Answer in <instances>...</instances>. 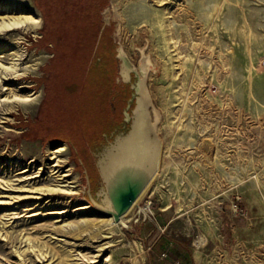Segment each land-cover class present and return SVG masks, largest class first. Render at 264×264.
Listing matches in <instances>:
<instances>
[{"label": "rangeland", "instance_id": "1", "mask_svg": "<svg viewBox=\"0 0 264 264\" xmlns=\"http://www.w3.org/2000/svg\"><path fill=\"white\" fill-rule=\"evenodd\" d=\"M159 4L110 0L101 13L116 43L115 83L122 89L138 80L135 71L128 81L119 74L120 45L136 67L148 56L153 65L147 85L161 119L158 170L119 224L109 220L95 192L99 144L104 133L121 126L126 104L96 143L82 140L86 147L38 137L42 130L26 137L29 122L68 123L67 108L54 113L56 103L69 101L63 96L66 80L53 77L52 44L39 45L44 20L36 33L9 32V44L23 37L30 70L17 83L41 97L31 111L13 107L3 114L6 104L0 106V264H151L152 254L164 262L167 255L152 247L159 235L182 244L195 264H264V0ZM33 5L39 10L35 0ZM165 23L172 29L171 46L163 37ZM176 53L178 61L171 59ZM9 83L4 97L20 93ZM74 83L70 96L80 108L85 86ZM118 92L107 104L117 112ZM90 99L98 108L89 105L88 131L94 122L101 127L107 113L100 98ZM62 143L67 149L52 166L50 151ZM53 169L60 172L52 176ZM67 169L72 175L65 179L77 194L44 191L59 184ZM85 204L90 208L81 209Z\"/></svg>", "mask_w": 264, "mask_h": 264}, {"label": "trees", "instance_id": "2", "mask_svg": "<svg viewBox=\"0 0 264 264\" xmlns=\"http://www.w3.org/2000/svg\"><path fill=\"white\" fill-rule=\"evenodd\" d=\"M110 0H35L36 6L43 16L42 37L39 40L40 46L52 44L54 58L52 63L56 64L53 77L65 79L64 88L69 101L65 104L56 103L55 114H61V110L67 108L66 114L68 123L62 124L58 119L52 120L54 125L42 127L41 121L36 124L27 123L29 132L26 137L36 138L37 131L42 132L51 127L47 133L38 132V137L43 136L48 139H61L74 142L77 146L86 147L87 142L96 143L101 137L103 130H108V124L113 117L120 120L122 107L130 97L129 84H123L120 89L115 83L117 71L116 43L109 34L108 27H103L101 16L104 8ZM107 60L109 62H107ZM57 79V80H58ZM76 82L77 86H85L84 100L79 105L71 100V94L76 93V87L71 92V85ZM75 84V83H74ZM67 85V86H66ZM119 88V89H118ZM118 89V90H117ZM77 92L80 89L77 87ZM112 91V92H111ZM119 91V92H118ZM118 92L117 110L113 111L108 104V99L113 93ZM100 98L102 105L106 106L107 113L103 122L98 128L94 122L93 129L88 131V122L91 118L89 105L97 110V101L91 102L92 97ZM89 104H88V102ZM98 100V99H97ZM87 102V103H86ZM64 103V102H63ZM86 103V105H85ZM64 107V109H63ZM119 114V119L116 118ZM81 124V126H79ZM104 128V129H103ZM103 129V130H102ZM75 130V131H70ZM46 131V130H45ZM73 140V141H72ZM83 142L85 144H83ZM79 143V144H78Z\"/></svg>", "mask_w": 264, "mask_h": 264}, {"label": "bare ground", "instance_id": "3", "mask_svg": "<svg viewBox=\"0 0 264 264\" xmlns=\"http://www.w3.org/2000/svg\"><path fill=\"white\" fill-rule=\"evenodd\" d=\"M161 1L162 0H156V3L159 4ZM166 9H164V15L169 13L166 11ZM42 20V15L35 5H33V0H0V106L6 104V107H3V114L10 112L11 108L13 107H20L23 111H31L33 108H35L40 100V93L29 92L27 85L17 83L21 77L30 71L29 68L24 64V60L26 59L27 55L25 54V50L21 48V39L23 37L14 39L12 44H9L8 41L10 40L9 32L11 31H22L24 34L36 33L42 26ZM171 30L170 23H165L164 29L162 30L163 37L165 41L169 42V45L170 41L173 40V33ZM172 47L173 52L178 50L175 41L172 43ZM118 56L121 60V75L125 80H129V76L132 71L137 73V92L139 98L134 129L130 137L123 141L119 145L117 152L110 154L107 159L103 161L101 166L102 174L107 186V212L110 214L108 218L116 224L121 223L122 216H124L128 211V208L123 210L120 207L121 196L123 195L126 187H128L127 184L120 183V178H126L128 185L133 186L135 190V203L158 170L155 169V166L153 177L144 188L136 187L139 185L142 175H144V170L147 171L146 166L148 167L154 159L155 151L157 149L156 142L149 139L148 133L151 128H154V130L157 132V125L161 120L158 109L153 106L152 96L150 95L151 92L147 85V79L150 77L151 73V65H153L151 59L148 56H143L139 66L136 67L128 58L126 52L123 50L122 45H120L118 48ZM178 56L179 53H176V55L173 54V56L171 55V59L178 61ZM3 61H7V64H5ZM179 65L181 64H178V66ZM9 82H15V90L17 89V91L20 92V95L13 91L14 93L11 92L8 96L5 95L4 97L3 93H6V90L9 89L8 85L11 84ZM23 93L25 95L21 96ZM9 104L11 105L10 107L7 106ZM151 106H153V114L155 118L154 123L149 119V108ZM66 149L67 145L62 143L60 147L50 151V154L52 155L50 160H54L56 162H54L52 166L59 165L58 156ZM31 162L28 164H31ZM121 165H123V168L125 169L123 170V176L121 175L120 177L116 175L115 171L119 170ZM67 171L68 172L61 175V181L59 184L54 185L53 187H47L44 191L50 193L54 191L68 195L77 194L78 190H76V185L72 184L73 181L65 179L72 175L69 172L71 169H67ZM57 172H60V169H53L52 176ZM80 208L88 209L90 206L85 204Z\"/></svg>", "mask_w": 264, "mask_h": 264}, {"label": "water", "instance_id": "4", "mask_svg": "<svg viewBox=\"0 0 264 264\" xmlns=\"http://www.w3.org/2000/svg\"><path fill=\"white\" fill-rule=\"evenodd\" d=\"M117 58L119 59V56L117 55ZM119 74L121 75V68ZM130 77V76H129ZM128 81V80H125ZM138 81V80H137ZM137 81L136 83H132L131 81L127 82L129 84V87L131 89L130 97L126 100V106L123 109V118L121 121V126L116 125L109 134L104 133L105 142H102L99 144L100 149L98 153H100V160L97 165V173H98V179H99V187L97 188L95 195L99 197L101 200V207L102 209L107 213V215H110L107 212V200H106V193H107V186L106 181L102 174V163L107 159V157L110 154H114L117 152V149L119 148V145L128 139L134 129V122H135V116L138 111V92H137ZM149 119L151 121V116L149 113ZM155 119V118H154ZM152 122V121H151ZM155 122V121H154ZM153 122V123H154ZM149 139L153 140L157 144V149L155 151V157L152 160L151 164L146 168L147 171L144 170V175H142L139 185H137V188H144L147 183L151 180L153 177V171L156 166V170L158 169L159 164V157H160V149H161V141L157 135L156 130L154 128H151V130L148 133ZM123 165L119 167V170L115 171L117 176L121 175L123 176ZM121 182L123 184H127L128 187H126L123 195L120 199V207L121 209H127L134 204L135 201V190L133 186L128 185V181L126 178H120Z\"/></svg>", "mask_w": 264, "mask_h": 264}, {"label": "crops", "instance_id": "5", "mask_svg": "<svg viewBox=\"0 0 264 264\" xmlns=\"http://www.w3.org/2000/svg\"><path fill=\"white\" fill-rule=\"evenodd\" d=\"M153 250L160 254L165 253L168 260L164 259V262L155 259L154 255L150 256L151 264H195V260L192 257L189 250H187L182 244L169 240L163 235H159L152 242ZM153 253V252H152ZM153 262V263H152Z\"/></svg>", "mask_w": 264, "mask_h": 264}, {"label": "built area", "instance_id": "6", "mask_svg": "<svg viewBox=\"0 0 264 264\" xmlns=\"http://www.w3.org/2000/svg\"><path fill=\"white\" fill-rule=\"evenodd\" d=\"M162 255H163V256H166V254H165V253H163ZM181 264H183V263H181Z\"/></svg>", "mask_w": 264, "mask_h": 264}]
</instances>
